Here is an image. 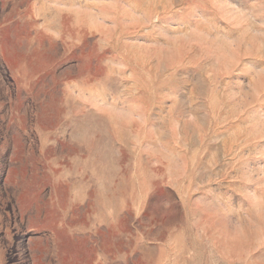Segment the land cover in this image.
Segmentation results:
<instances>
[{
  "label": "rangeland",
  "instance_id": "obj_1",
  "mask_svg": "<svg viewBox=\"0 0 264 264\" xmlns=\"http://www.w3.org/2000/svg\"><path fill=\"white\" fill-rule=\"evenodd\" d=\"M0 264H264V0H0Z\"/></svg>",
  "mask_w": 264,
  "mask_h": 264
},
{
  "label": "bare ground",
  "instance_id": "obj_2",
  "mask_svg": "<svg viewBox=\"0 0 264 264\" xmlns=\"http://www.w3.org/2000/svg\"><path fill=\"white\" fill-rule=\"evenodd\" d=\"M25 214V213H24Z\"/></svg>",
  "mask_w": 264,
  "mask_h": 264
}]
</instances>
